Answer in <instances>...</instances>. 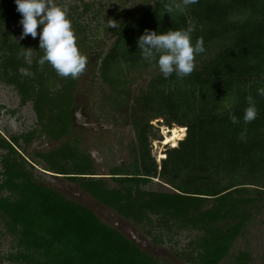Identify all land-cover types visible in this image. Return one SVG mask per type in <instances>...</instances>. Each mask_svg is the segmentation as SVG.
Returning <instances> with one entry per match:
<instances>
[{
    "label": "trees",
    "instance_id": "trees-1",
    "mask_svg": "<svg viewBox=\"0 0 264 264\" xmlns=\"http://www.w3.org/2000/svg\"><path fill=\"white\" fill-rule=\"evenodd\" d=\"M137 1L114 0L101 15L100 40L91 38L84 18L92 4L83 3L80 12L67 9L87 57L85 71L73 79L38 64L39 37L19 40L21 17L14 0H0V81L16 89L21 105L32 103L39 125L10 139L0 135V219L15 239L8 259L18 264H264V255L255 257L248 245L233 249L253 226L264 224V96L257 94L264 88V0H198L183 12L175 8L183 0ZM166 6L174 11L165 13ZM109 19L119 28H109ZM190 25H195L193 43L202 38L205 49L195 56L190 75L165 78L142 60L137 37L145 29ZM104 38L113 39L106 51ZM22 46L33 48L30 66L20 55ZM22 67L31 75H22ZM150 72L137 97L143 113L139 150L129 164L109 167L115 185L108 187L89 152L90 130L75 114L92 119L88 107L97 78L124 87ZM247 96L258 109L248 123L243 120ZM152 118L185 128L160 165L150 154ZM35 139L47 147L30 157L27 148ZM40 164L60 182L36 175L34 166ZM155 177L171 189L142 188ZM172 227L198 235L181 250L147 238L152 229Z\"/></svg>",
    "mask_w": 264,
    "mask_h": 264
},
{
    "label": "rangeland",
    "instance_id": "rangeland-1",
    "mask_svg": "<svg viewBox=\"0 0 264 264\" xmlns=\"http://www.w3.org/2000/svg\"><path fill=\"white\" fill-rule=\"evenodd\" d=\"M54 1L58 2L62 7H66L67 9L72 8L79 12L83 8V3L92 4V7L84 15V18L91 29V38H95L96 40L103 38L100 24L101 15L109 7H112L114 0ZM99 9H102L99 12L100 16L93 18L94 12ZM104 42V50L106 51L113 43V39L106 38ZM150 75H152L151 72L137 76L124 87L109 85L102 82L99 78L96 79L94 84L88 107L92 119L87 122L85 121V124L82 122V125L90 130L91 141L94 146L90 147L89 152L98 167L97 172L99 174L97 176L105 177L108 187L115 185V182L110 178L109 167L129 164L133 160L134 151L139 150L137 131L141 124L140 118L143 113L141 112L137 97L146 86ZM81 118L85 119L81 115L78 120L81 121ZM149 123L153 126L149 137L150 154L160 165V160L164 158L160 157V154H165V151L172 147L170 144H163L164 135L162 128H171L177 125L172 124L169 127L161 118H152ZM38 126L36 115L32 109V103L27 102L25 105H21L20 96L16 89L0 81V135L6 139H10L13 136L24 135ZM20 147H23V141H20ZM45 147H47L46 144H40V141L35 139L31 146L27 148V155L31 157L36 150L44 149ZM0 152L3 151L0 150ZM33 171L36 175L47 181L53 183L60 182L54 176L56 174L43 170L42 164L35 165ZM142 188L146 190L168 191L171 189V186L165 180L155 177L149 183L143 185ZM251 229L252 233L249 234L248 238L237 239L233 249H243L248 245V248H253L255 257H263L264 224L255 225ZM132 233L135 238L138 237L133 230ZM196 235H198V232L189 228H155L147 235V238H154L165 247L181 250ZM14 251L15 239L7 232L3 221L0 219V264H18L8 259L10 253H14Z\"/></svg>",
    "mask_w": 264,
    "mask_h": 264
},
{
    "label": "clouds",
    "instance_id": "clouds-1",
    "mask_svg": "<svg viewBox=\"0 0 264 264\" xmlns=\"http://www.w3.org/2000/svg\"><path fill=\"white\" fill-rule=\"evenodd\" d=\"M198 0H183V6L177 4L175 8L180 12L186 10L188 5L196 4ZM16 11L20 14L19 25L22 28L19 40L29 35L36 39L39 37V50L43 56L38 64L43 67L50 64L58 75L75 79L85 71L87 57L84 56L77 44V37L68 18V10L55 3L54 0H14ZM174 8L166 6L165 13H172ZM108 27L118 29L120 23L114 19L107 21ZM39 29V32H38ZM195 25L187 28L169 29L160 31L145 29L137 37V49L141 58L149 65L159 69L165 78L172 74L178 78L190 75L194 69L195 56L204 52L203 39L192 41ZM19 43V41L16 39ZM20 55L29 66L32 63L33 48L23 47ZM24 76L31 75L27 68H20ZM257 94L264 96V88L257 89ZM247 107L244 109L243 120L248 123L256 119L258 109L252 96H247ZM230 108V105H226ZM233 124L238 122L235 115L230 114Z\"/></svg>",
    "mask_w": 264,
    "mask_h": 264
},
{
    "label": "bare ground",
    "instance_id": "bare-ground-1",
    "mask_svg": "<svg viewBox=\"0 0 264 264\" xmlns=\"http://www.w3.org/2000/svg\"><path fill=\"white\" fill-rule=\"evenodd\" d=\"M162 133L164 135L163 144H170L172 147L177 145V142L185 135V128L180 126H173L171 128L163 127ZM160 157H165L164 153L160 154Z\"/></svg>",
    "mask_w": 264,
    "mask_h": 264
},
{
    "label": "water",
    "instance_id": "water-1",
    "mask_svg": "<svg viewBox=\"0 0 264 264\" xmlns=\"http://www.w3.org/2000/svg\"><path fill=\"white\" fill-rule=\"evenodd\" d=\"M78 113H79V114H78ZM78 113L75 114L76 119H77V122L80 123V124H83V123L85 122V119H84V118H81L82 120L79 121L78 118L81 117V114H80V112H78ZM82 122H83V123H82ZM84 124H85V123H84Z\"/></svg>",
    "mask_w": 264,
    "mask_h": 264
},
{
    "label": "built area",
    "instance_id": "built-area-1",
    "mask_svg": "<svg viewBox=\"0 0 264 264\" xmlns=\"http://www.w3.org/2000/svg\"><path fill=\"white\" fill-rule=\"evenodd\" d=\"M165 145V144H164Z\"/></svg>",
    "mask_w": 264,
    "mask_h": 264
}]
</instances>
